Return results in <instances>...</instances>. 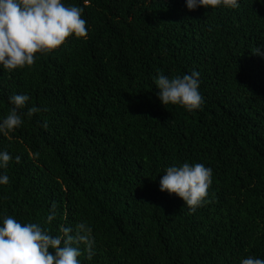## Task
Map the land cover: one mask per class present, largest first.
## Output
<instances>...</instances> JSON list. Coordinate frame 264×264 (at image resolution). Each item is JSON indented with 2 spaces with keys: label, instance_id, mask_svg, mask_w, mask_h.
Instances as JSON below:
<instances>
[{
  "label": "trees",
  "instance_id": "trees-1",
  "mask_svg": "<svg viewBox=\"0 0 264 264\" xmlns=\"http://www.w3.org/2000/svg\"><path fill=\"white\" fill-rule=\"evenodd\" d=\"M64 3L83 8L86 37L0 70V117L10 95L29 96L21 126L0 135V150L20 158L2 170L0 215L53 235L87 223L93 255L81 246V264L264 259V0L195 10L186 0ZM192 70L201 107L163 106L157 73ZM185 161L212 170L207 202L191 213L159 190L164 169Z\"/></svg>",
  "mask_w": 264,
  "mask_h": 264
},
{
  "label": "clouds",
  "instance_id": "clouds-1",
  "mask_svg": "<svg viewBox=\"0 0 264 264\" xmlns=\"http://www.w3.org/2000/svg\"><path fill=\"white\" fill-rule=\"evenodd\" d=\"M220 4L235 8L238 0H186L188 10ZM82 12L81 6L66 4L64 0H0V70L31 66L38 55L57 50L69 37L85 38L87 29ZM256 55L264 57V46L257 48ZM153 83L163 106L179 105L193 112L202 105L196 70L171 77L157 73ZM28 101L29 96L23 93L8 97L12 107L0 117V135L21 126L23 121L18 109H23ZM38 111L35 106L28 107L24 115L31 117ZM13 159L20 161L19 156L12 157L0 150V186L9 182L2 170ZM159 177V190L181 199L190 213L207 202L212 170L202 163L172 164ZM55 209L53 203L46 222L55 219ZM93 243L92 228L85 222H77L74 227L60 226L58 234L53 235L36 222L22 223L11 215H0V264H81L78 259L81 246L91 258ZM239 264H264V259L247 256Z\"/></svg>",
  "mask_w": 264,
  "mask_h": 264
},
{
  "label": "bare ground",
  "instance_id": "bare-ground-1",
  "mask_svg": "<svg viewBox=\"0 0 264 264\" xmlns=\"http://www.w3.org/2000/svg\"><path fill=\"white\" fill-rule=\"evenodd\" d=\"M163 22V21H162ZM115 31V30H114ZM216 33V32H215ZM52 154V153H51Z\"/></svg>",
  "mask_w": 264,
  "mask_h": 264
}]
</instances>
